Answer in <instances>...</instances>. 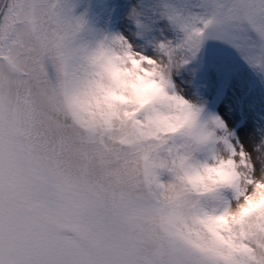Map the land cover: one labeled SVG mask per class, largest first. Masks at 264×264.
I'll use <instances>...</instances> for the list:
<instances>
[{
	"label": "snow or ice",
	"instance_id": "1",
	"mask_svg": "<svg viewBox=\"0 0 264 264\" xmlns=\"http://www.w3.org/2000/svg\"><path fill=\"white\" fill-rule=\"evenodd\" d=\"M97 3L0 0V264H264V129L198 82L264 73V0Z\"/></svg>",
	"mask_w": 264,
	"mask_h": 264
},
{
	"label": "rangeland",
	"instance_id": "2",
	"mask_svg": "<svg viewBox=\"0 0 264 264\" xmlns=\"http://www.w3.org/2000/svg\"><path fill=\"white\" fill-rule=\"evenodd\" d=\"M85 9L90 22L104 24L106 13L97 0H80L78 12ZM209 49L223 67L219 72L209 67L199 74L198 82L208 84L204 91L206 109L222 116L245 144L248 132L256 136L259 129H264V73L250 68L227 47L211 42L204 49L206 63Z\"/></svg>",
	"mask_w": 264,
	"mask_h": 264
},
{
	"label": "bare ground",
	"instance_id": "3",
	"mask_svg": "<svg viewBox=\"0 0 264 264\" xmlns=\"http://www.w3.org/2000/svg\"><path fill=\"white\" fill-rule=\"evenodd\" d=\"M245 138H246L245 146L247 147V146L250 145L251 140H252L253 138H255V135L252 134V135L250 136V134H249V132H248V133L245 135Z\"/></svg>",
	"mask_w": 264,
	"mask_h": 264
}]
</instances>
